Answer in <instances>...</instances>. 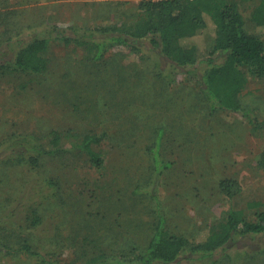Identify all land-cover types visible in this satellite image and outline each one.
<instances>
[{
	"label": "trees",
	"instance_id": "trees-1",
	"mask_svg": "<svg viewBox=\"0 0 264 264\" xmlns=\"http://www.w3.org/2000/svg\"><path fill=\"white\" fill-rule=\"evenodd\" d=\"M138 1L142 17L129 26L54 27L46 37L20 43L11 61H2L0 50V75H45L52 40L88 48L92 63L105 62L118 47L129 48L145 62L143 69L123 73L111 57L101 65L116 68L110 96L80 97L78 103L65 96L80 126L73 122L66 130H51L45 141L38 133L1 138L0 183L13 182L15 172L27 169L36 189L26 215L0 213V249L8 255L59 264L54 260L58 251L70 245L78 251L79 264H241L246 252L232 254L230 249L242 238L263 240L261 249L249 253L264 255V211L250 221L247 210L231 208L214 222L205 241L194 243L186 234L170 232L166 200L159 195L177 165L167 157L172 146H186L184 151L195 155V143L215 136L219 114L241 115L255 132L263 128L264 122L243 106L247 81L240 66L264 79V0ZM242 4L250 8L249 16L242 13ZM180 73L195 80L181 99L172 89ZM84 105H89L85 111ZM137 158L149 164L139 175ZM258 167L264 169V150ZM91 172L115 177L88 189ZM201 184L186 196L203 208L214 198L233 200L242 192L233 178L217 180L210 195L200 190ZM61 216L74 219L66 237L54 221ZM46 226L52 229L41 240L49 237V247L36 234Z\"/></svg>",
	"mask_w": 264,
	"mask_h": 264
},
{
	"label": "rangeland",
	"instance_id": "rangeland-1",
	"mask_svg": "<svg viewBox=\"0 0 264 264\" xmlns=\"http://www.w3.org/2000/svg\"><path fill=\"white\" fill-rule=\"evenodd\" d=\"M241 10L245 16H249L251 11L247 4H242ZM141 17L138 0H0L2 61L13 60L20 43H26L35 36L46 37L52 33L54 27H121L134 24ZM50 46L49 70L45 75H0V140L12 133H38L43 134L45 141L48 138L46 134L51 130H66L73 122V126H80L82 121L74 117V107L69 105L65 96L77 103L80 97H88L89 100L110 96L113 84L110 76L116 72V68L124 73L125 69L130 71L134 67H145V62L127 47H118L108 53L103 63H108L110 58L114 57L118 66L105 69L106 65L104 68L101 66L103 63L90 61L93 54L88 48L65 45L59 40H52ZM240 70L247 81L242 96L243 106L252 111L253 116L260 122H264V79L256 77L246 66H240ZM194 84L195 80L191 76L180 73L176 76L172 89L181 99L186 97L183 92L187 90L184 88H191ZM87 108L89 105H84L81 110L85 111ZM213 131L214 137H207L200 145H193L196 149L195 155L184 151L186 146H172V151L167 157L177 165L173 174L166 180L167 184L159 192L161 198L166 200L170 232L186 234L194 243L205 241L214 222L222 220L225 212L231 208L236 211L247 210L250 221H255V213L264 211V169L258 167L259 157L264 150V126L255 132L249 121L241 115L221 113L215 121ZM140 142L145 144L143 139ZM134 165L141 166L139 175L149 164L137 158ZM27 172V169L15 172L17 178L15 177L13 182L0 183V213L16 212L22 216L31 211L30 198L36 189L34 185L29 184L32 175ZM91 173L92 183L88 189L94 188L96 183L104 186L115 177L110 172L106 178ZM192 174L194 175L191 176ZM201 177H205V180H201ZM226 178L236 179L242 186L241 194L233 200L221 201L214 198L208 208H203V203L199 200L186 196L193 186H199L202 182L204 184H201L200 190L210 195L211 185ZM64 189L67 191V187ZM175 193H181L182 198H176ZM172 199L176 201L173 202ZM178 199L180 207L175 210ZM251 204L258 205L249 207ZM71 219L73 222V218L66 219L64 216L54 220L61 227L64 237L70 229ZM46 221H49L48 218ZM50 229L52 228L46 226L42 232L36 231L39 242L47 247L49 245L46 240L49 237L41 240V236ZM63 236L62 239H65ZM138 242L145 244L143 238H139ZM66 246L58 251L54 260L59 264H79L81 261L77 259L79 254L76 248ZM262 246L263 240L242 238L237 240L230 250L232 254L238 250L246 252L242 256L241 264H264L263 254L249 253L261 249ZM103 250L107 254L110 253L106 246ZM97 251L96 249L95 252ZM0 264L41 263L37 257L8 255L0 249Z\"/></svg>",
	"mask_w": 264,
	"mask_h": 264
}]
</instances>
